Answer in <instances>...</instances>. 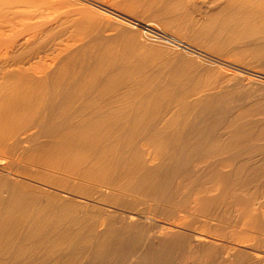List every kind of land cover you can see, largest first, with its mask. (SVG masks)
<instances>
[{
    "label": "bare ground",
    "instance_id": "obj_1",
    "mask_svg": "<svg viewBox=\"0 0 264 264\" xmlns=\"http://www.w3.org/2000/svg\"><path fill=\"white\" fill-rule=\"evenodd\" d=\"M0 264H264V0H0Z\"/></svg>",
    "mask_w": 264,
    "mask_h": 264
},
{
    "label": "rangeland",
    "instance_id": "obj_2",
    "mask_svg": "<svg viewBox=\"0 0 264 264\" xmlns=\"http://www.w3.org/2000/svg\"><path fill=\"white\" fill-rule=\"evenodd\" d=\"M89 6L92 8V9H94L95 8V10H100L101 9V11H105V12H108V13H110L111 15H113V16H117V17H119V18H122L123 20H126V21H129L130 23H132V24H135V25H137V27H139V32H138V34L140 35L139 37H142L141 35H143V37H144V34L146 33L145 31H147V33L145 34V37L144 38H146V35L148 36L147 38H146V41L148 42L147 44V46L148 47H150V45L151 46H154V47H157V48H159L158 46V44H160L159 42H160V39H161V41H163L164 39H166V40H164V41H177V42H179L178 40H176V39H173L172 37L173 36H176V37H181L182 36V38L185 36V39H187L190 35H189V33L188 32H186V34H185V32L184 31H182V32H178V30H176V28L174 29V27H167V26H165V24H164V22L162 21V22H159V20L157 21V23L158 24H156V26L155 27H150V26H148V25H146L145 23L146 22H143L145 19L147 20V17H145V16H147V15H143V14H141V15H139L137 12H135L136 14H134V12H130V11H128V13L127 14H121V13H119V12H116V11H107L106 9H104V8H102V7H99V6H97L96 4L94 5V4H89ZM105 7V6H104ZM96 12V11H95ZM97 14H98V11L96 12ZM119 16H118V15ZM121 15V16H120ZM130 15V16H129ZM145 17V18H142L143 16ZM136 16V17H135ZM137 16H139L140 18H142V20L143 21H141V19L139 18V17H137ZM127 17V18H126ZM149 17V16H148ZM136 18V19H135ZM137 18H139V19H137ZM149 19H150V17H149ZM155 19V18H154ZM161 21V20H160ZM141 23H143V24H141ZM159 25V26H158ZM158 26V27H157ZM149 27V28H148ZM164 27V28H163ZM112 29L114 28V27H111ZM115 28H118L117 26L115 27ZM162 28V29H161ZM172 28H173V30H172ZM162 30V31H161ZM169 30V31H168ZM148 32H149V35H148ZM167 32V33H166ZM170 32V33H169ZM141 33H143V34H141ZM157 33V34H156ZM188 33V34H187ZM177 34V35H176ZM156 35V36H155ZM162 35H164V36H162ZM179 35V36H178ZM186 36H187V38H186ZM150 37H152V39L150 38ZM165 37H167V38H165ZM191 37V36H190ZM189 37V38H190ZM154 38V39H153ZM169 38V39H168ZM188 38V39H189ZM155 40V41H154ZM152 42V43H151ZM157 42H158V44H157ZM158 45V46H157ZM230 56H233V55H229V57ZM235 56V59L234 60H236V61H239L240 60V58H238V57H240V56H238L237 57V54H235L234 55ZM230 58H232V57H230ZM233 59V58H232ZM257 68H261V67H257ZM256 68V69H257ZM263 71V70H262ZM123 263V262H122Z\"/></svg>",
    "mask_w": 264,
    "mask_h": 264
}]
</instances>
